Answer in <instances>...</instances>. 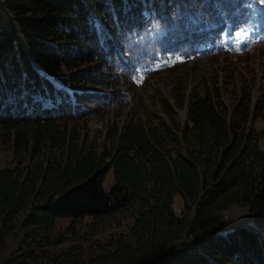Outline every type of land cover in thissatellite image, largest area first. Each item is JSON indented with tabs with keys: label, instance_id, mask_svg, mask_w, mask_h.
Returning <instances> with one entry per match:
<instances>
[{
	"label": "trees",
	"instance_id": "1",
	"mask_svg": "<svg viewBox=\"0 0 264 264\" xmlns=\"http://www.w3.org/2000/svg\"><path fill=\"white\" fill-rule=\"evenodd\" d=\"M242 12V0L0 2V152L12 156L0 169V264H264V96L246 86L226 105L217 89L184 96L180 85L181 123L150 84L161 118L111 124L101 139L76 127L111 104L100 79L185 53ZM85 65L97 79L68 74ZM234 207L248 224L223 218ZM122 219L124 233L68 245L84 220L96 229Z\"/></svg>",
	"mask_w": 264,
	"mask_h": 264
},
{
	"label": "rangeland",
	"instance_id": "2",
	"mask_svg": "<svg viewBox=\"0 0 264 264\" xmlns=\"http://www.w3.org/2000/svg\"><path fill=\"white\" fill-rule=\"evenodd\" d=\"M4 1L6 0H0V2ZM245 33L244 30H239L238 33L233 34L230 41H235L236 38L243 40L246 37ZM253 46L254 48L249 52L238 51V53L232 52L230 54L215 52L211 54L205 53L204 56L199 54L196 56L190 55L184 59V62L186 61L187 63L183 71H180L173 78H158L155 82L150 80L155 75L148 82L144 81L148 76H141L140 74L134 75L133 81L129 76L127 77L128 79L123 77L113 80L110 77H108L109 79L106 77L102 78L100 80L106 82V87L109 89L103 90L100 88L96 90L111 94L113 96V99L109 102L111 104L106 107L93 108V113L87 114L81 122H78L76 127L82 129L89 139H101L106 128L111 124H120L128 119L143 118V116H150L151 114L161 118L162 114L157 111L155 106L156 96L148 91L150 84L158 89L159 97L164 99L174 109L176 119L181 123L185 119L184 108L181 110L176 109L173 101V94L180 85L181 88H184V96L189 95V93H200L205 88L217 89L226 105H231L235 100L237 90L246 88V86L251 87L253 100L259 96H264V46L257 47L256 43L251 47ZM181 61L175 62L173 58H165L161 61L164 63L160 66H162V69L178 67ZM95 66L85 65L73 68L71 71L68 70V74L87 71L94 79H97L94 74L96 72ZM65 88L67 90L74 89L71 86H66ZM255 128L260 129L261 123H255ZM11 159L12 156L8 150L4 149L1 151L0 169L11 164ZM110 183L111 174L109 172L104 180L105 188ZM173 208L177 214L180 208L178 198L174 200ZM223 218L228 221L229 225H232L231 227L246 225L250 222V216L241 207H234L226 211L223 214ZM119 222L118 225L110 222L107 223L108 225H101L93 229L88 220H84L74 228L75 236L70 238L68 245L79 244L86 247L94 242L103 241L115 233H124L129 220L122 219ZM67 225V221L58 222V226L61 228Z\"/></svg>",
	"mask_w": 264,
	"mask_h": 264
},
{
	"label": "bare ground",
	"instance_id": "3",
	"mask_svg": "<svg viewBox=\"0 0 264 264\" xmlns=\"http://www.w3.org/2000/svg\"><path fill=\"white\" fill-rule=\"evenodd\" d=\"M204 39V38H202ZM200 46H206L207 45V42L206 41H201L200 43H198ZM190 46V45H189Z\"/></svg>",
	"mask_w": 264,
	"mask_h": 264
}]
</instances>
